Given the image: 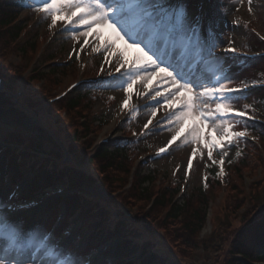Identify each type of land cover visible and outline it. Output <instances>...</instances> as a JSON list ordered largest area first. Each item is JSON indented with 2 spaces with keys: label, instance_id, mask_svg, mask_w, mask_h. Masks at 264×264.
Here are the masks:
<instances>
[{
  "label": "rangeland",
  "instance_id": "obj_1",
  "mask_svg": "<svg viewBox=\"0 0 264 264\" xmlns=\"http://www.w3.org/2000/svg\"><path fill=\"white\" fill-rule=\"evenodd\" d=\"M18 2L14 21L20 22L24 28L21 36L17 39L15 34L12 38L0 25V84L9 91L8 97L22 106L29 117H24L25 128L8 119H0V140L17 141L28 151L36 150L42 157L57 164L59 168L54 171L58 174L64 172L66 176L65 184H60L59 189L70 193L76 190L87 192L89 200L102 206L110 217L127 218L135 232L122 233V237L130 238L137 232L139 235L135 242L141 240V245L143 241L152 244L173 264H232L230 260L235 255L234 248L244 245L243 238L248 228L264 220V132L257 131L261 144L253 149L241 139L231 146L225 145L223 150L214 149L212 159L217 163H212L203 142L194 141L193 133H189L193 126L198 132L211 130L210 126L205 128L200 123L199 112L191 113L181 123L174 122L175 115H179V111L175 110L189 94L175 93L176 85L167 78L166 73L158 71L148 80L137 81L131 93L125 91V82L133 74L129 65L140 54L136 48L129 46L131 41L126 43L121 40L115 30L107 26H72L65 30L63 20L50 26L51 16L38 10L41 6L38 0ZM135 2L137 0H123L128 12L125 31L131 35L139 25L145 23L141 11L134 6ZM185 3L186 9L189 4H194L192 11L205 16L198 45L193 51L196 56H204L200 63L188 58H173L171 64L177 71L207 88L218 87L219 83L239 87L242 83L264 80V61L250 65L242 61L241 68L236 65L243 58L239 55L241 48L255 51L264 49V43L257 35H264V0H251V5L248 0H223L221 11L217 14L213 11L212 17L206 16L209 7L202 0H187ZM209 19L214 23L215 32H207V28L212 27V24L205 25ZM182 40L189 43L190 39L182 36ZM108 41L113 42L111 46H107ZM143 45L151 47L148 43ZM210 45L215 47L208 55ZM230 47L236 51H227ZM163 52L164 46L161 56ZM178 55L177 52L175 56ZM122 63L124 67L120 68ZM8 64L10 69L7 68ZM217 75L220 76L216 78ZM225 77H230V80ZM86 78L101 79L93 84H83L62 100L50 103L51 98L71 83ZM93 85L97 86L91 91L86 89ZM154 89L165 94L173 91L174 94L167 97V104L163 98H158L157 103L153 100L156 95ZM262 91L232 94L231 103L248 113L264 112V102L263 105L258 103L253 94ZM86 92L79 108H69L73 97ZM129 94L128 107L133 104L135 111L127 114L128 107L122 108L121 105ZM236 96L239 98L236 99ZM202 99H207L208 107L214 108L212 101L215 98ZM245 105L249 107L245 109ZM9 108L18 111L15 107ZM154 109L155 117L152 116ZM149 119L152 123L145 129L144 125ZM226 120L234 125V131L246 130L243 121L232 116ZM180 128L184 129L181 137L166 152L159 153V149L165 147ZM44 129L48 134L42 132ZM141 130L146 131L145 134ZM38 144L41 146L36 149ZM122 147L126 149V154H123L125 160L121 163L120 159L115 161L118 167L107 170L109 163L102 162L100 149L120 151ZM193 149H196L194 157ZM0 151L4 160L6 151L4 148H0ZM221 157L224 158L223 171L219 165ZM189 159L192 160L191 169L188 168ZM236 159L239 162L234 167L233 161ZM132 167L137 169L136 174ZM209 168L217 173L214 182L209 179ZM226 172L227 176H221ZM149 174L153 177L152 181L141 184V176ZM219 176L226 183L229 182L228 185L215 187L214 184H219ZM129 179L132 184H128ZM210 182L213 184L208 189ZM203 186L205 196H195ZM144 187L146 191L140 193L139 188ZM185 187L186 192L176 198L178 191ZM159 194L161 199L173 194L175 197L172 198L177 204L191 201L193 210L184 212V218L175 216L173 211L150 200L152 196L158 198ZM15 195L16 192L8 184L0 185V224L3 223V211L17 212L10 222L4 223L3 228L0 226V257L5 256V249L9 250L10 255H15L11 251L15 248L22 249L32 257L27 264H102L100 253L90 258H81L72 253L71 250L75 249L72 243L78 238L71 239L72 236L68 235L70 227L60 239L56 238L55 233L42 239L46 230L40 228L26 237L24 242L17 240L19 225L26 218L24 214L27 210L23 208L24 204L15 202ZM64 195L54 193L52 197L66 198ZM172 198L165 202L168 204ZM32 214L38 215L39 212L35 209ZM70 216L68 213L67 218ZM206 217L207 223L202 226V220ZM77 219L76 216L72 223ZM115 245V241L110 244ZM145 250L159 256L152 249ZM134 261L129 264H134Z\"/></svg>",
  "mask_w": 264,
  "mask_h": 264
},
{
  "label": "snow or ice",
  "instance_id": "obj_2",
  "mask_svg": "<svg viewBox=\"0 0 264 264\" xmlns=\"http://www.w3.org/2000/svg\"><path fill=\"white\" fill-rule=\"evenodd\" d=\"M251 5V0H248ZM41 5L38 10L51 16V25L55 26L58 20H63L67 30L69 27L75 26L76 28L87 26L93 28L94 26H107L115 30L116 35L125 40L126 43L131 41L130 47H134L139 51V55L129 65L132 75L125 82V91L131 93L133 85L137 81L148 80L149 76L156 75V73L164 72L167 78L170 79L175 85V93L186 92L189 95L184 100V103L180 105L179 115H175L174 122L181 123L185 117L194 112H199L200 123L205 127L211 128L210 131L204 133L203 130L197 131L196 127L189 129V133H193V140H199L203 142V147L207 149V156L212 163H217L213 160V150H223L225 145L231 146L234 141L245 138L247 135L245 131H234V125L227 121L226 118L232 117H247L248 119H254L247 111L241 110L231 103L233 99L232 94H239L249 85L242 83L239 87H230L229 84L219 83L218 87L207 88L204 85L199 84L193 78H186L182 72L177 71L171 63H167L160 58L157 51L151 47L143 45V41L140 39V35H131L125 31V17L128 12L124 7L123 0H38ZM136 7L141 11L145 25L163 24L167 21L171 24L177 33L187 34L191 32L195 36L196 31L200 28L201 24L205 20V16L201 15L195 17L191 21H186L184 18L183 10L177 12L176 6L171 3V0H137ZM203 7V5H201ZM251 10V8L249 9ZM60 14V15H58ZM209 24H212L211 19L208 20ZM87 35V33H85ZM87 40H85V44ZM113 42L108 41L107 46H111ZM83 47V45L81 46ZM215 45H210L208 48V55L212 54V49ZM99 50V49H94ZM227 51L235 52L234 47L226 49ZM124 64L120 65L123 68ZM120 68L117 71H120ZM226 80H230V77H225ZM202 89L198 91L197 89ZM156 95L153 96V100L159 103L158 98H163L165 104L168 103L167 97L172 96L173 91H168L167 94L162 93L159 90L154 89ZM202 98H215L212 102L214 108L208 107L207 99ZM236 99L239 97L236 96ZM131 94L122 102L121 107L127 108ZM249 105H245L247 109ZM187 109V111H183ZM134 111L135 109H129ZM174 114V113H170ZM156 110L152 111V116L155 117ZM218 122V123H217ZM152 123L149 119L148 123L144 125L147 129ZM184 132L183 128H180L175 135L168 141V144L159 149L160 153L167 151L168 147L176 142L181 133ZM193 157L196 155V149H193ZM203 153H201V156ZM225 155L227 153L225 152ZM221 171H223L224 158L219 160ZM192 160L188 161V168L191 169ZM5 256L0 257V264H27V261L32 257L26 254L22 249L13 248L11 251L15 252V255H10L9 250L5 249Z\"/></svg>",
  "mask_w": 264,
  "mask_h": 264
},
{
  "label": "trees",
  "instance_id": "obj_3",
  "mask_svg": "<svg viewBox=\"0 0 264 264\" xmlns=\"http://www.w3.org/2000/svg\"><path fill=\"white\" fill-rule=\"evenodd\" d=\"M17 0H0V14H3L0 16V25L5 28L8 34L12 38H14V35L16 34L17 37L21 34L23 31V26L21 25L20 22L14 21L15 15L14 12L17 11ZM257 98L259 99H264V91L258 93L256 95ZM82 97L78 96L75 98H72L70 100V107L69 108H79V104L81 102ZM3 100V102H2ZM0 103L2 105H8V102L6 99L0 95ZM2 112V110H1ZM7 113V112H6ZM18 115L19 113L16 112ZM0 115H6V114H1ZM246 127L249 129H257V125L254 124H246ZM264 130V128L262 127ZM41 145H38L36 149H39ZM24 151H26V157H23V161L21 160L20 164L18 162L19 154H16L14 156V161L17 162V172L21 175L24 171H26L27 165L31 166L34 169L35 173V178H34V184H33V189L35 190L32 194L37 193V194H43L45 189L47 187L51 186V184H54L57 181H65L66 176H64V172L61 174H58L57 171H54V169L59 168L57 164L51 162L50 160L44 158L41 156L40 153H38L36 150L35 151H28L27 149L24 148ZM101 158L102 162L108 161L109 165L107 170L113 169L114 166L118 167L116 165L115 161H118L120 159V163L125 160L123 154L126 152L123 150H115L112 148H101ZM239 162L237 159L233 161V165ZM121 165V164H119ZM236 166L237 163H236ZM235 167V165H234ZM209 179L214 182L216 180L217 174L215 172V169L209 168ZM140 177V174L138 175ZM153 177L151 175H146V176H141L140 183H146L147 181H152ZM210 184H213L210 182ZM215 187H218L219 184H214ZM141 190L140 193H144L146 191L145 187L144 188H139ZM30 192H32V189H30ZM197 194L195 196L201 197L202 195L205 196L203 190L196 191ZM31 194V195H32ZM35 196V195H34ZM37 196V195H36ZM172 196L168 194L166 197L161 199V195H158V199L155 205H163L164 208H168L170 211H173L175 216H179L181 218H184V212H188L189 210H193V205L191 201H186L184 204H174L169 208L170 202L167 204L165 201L167 199H170ZM87 206H84V204ZM158 203V204H157ZM54 205V204H53ZM50 207L49 211H53L54 206ZM67 208L71 213H74L77 209H82L81 214L84 220V224H89V230H93V234L90 235V237L86 238L85 242L87 245L95 244L94 239L96 235V232L98 230H102V228H99V226L104 223V220H109V217L105 218L106 216L104 215L103 211L99 208L97 204H93L88 202L86 199H81L80 197L78 198H73L68 200L67 202ZM56 207V206H55ZM94 209V210H93ZM97 211V218L103 219L102 222H98L95 219ZM197 212V210H196ZM204 219V218H203ZM204 221V220H202ZM201 222V221H200ZM253 226V225H252ZM106 228L104 229L105 232L101 236H106L107 238H112V237H117L120 239V242L115 246V248L109 251V254L111 256H116L119 258L120 262H126L128 263L131 259L133 258H138L137 264H155L157 263V259L155 258V255L152 254L151 252L148 253L145 248H139L138 244L136 242H133L132 240L128 238H124L121 235L122 233H126L125 227L124 226H119L115 230L109 228L108 226H105ZM248 233L245 235L243 238V241L245 242L244 245H241L237 248H234V254L232 256V259L230 262L232 264H251L254 261L262 260L264 261V220H259L256 225L253 227L248 228ZM135 232L134 228L129 229V232ZM137 232L133 235H136ZM124 236V235H123ZM137 252V253H136ZM238 255V256H236ZM163 263V262H162Z\"/></svg>",
  "mask_w": 264,
  "mask_h": 264
},
{
  "label": "bare ground",
  "instance_id": "obj_4",
  "mask_svg": "<svg viewBox=\"0 0 264 264\" xmlns=\"http://www.w3.org/2000/svg\"><path fill=\"white\" fill-rule=\"evenodd\" d=\"M7 68L10 69L9 65L7 66ZM14 213H15L14 210H11V211L5 210V211H3V225H5L4 223L6 221H8V220L10 221L13 218Z\"/></svg>",
  "mask_w": 264,
  "mask_h": 264
}]
</instances>
